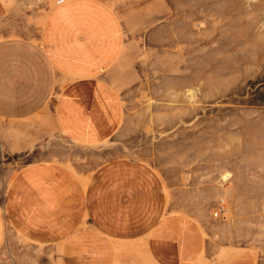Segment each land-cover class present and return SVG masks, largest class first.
I'll return each mask as SVG.
<instances>
[{"label":"crops","instance_id":"obj_1","mask_svg":"<svg viewBox=\"0 0 264 264\" xmlns=\"http://www.w3.org/2000/svg\"><path fill=\"white\" fill-rule=\"evenodd\" d=\"M129 1L0 0V156L40 153L4 191L0 248L8 227L61 264H264L253 246L215 256L209 213L149 161L81 172L55 156L58 137L93 146L121 129L110 71L127 49Z\"/></svg>","mask_w":264,"mask_h":264},{"label":"rangeland","instance_id":"obj_2","mask_svg":"<svg viewBox=\"0 0 264 264\" xmlns=\"http://www.w3.org/2000/svg\"><path fill=\"white\" fill-rule=\"evenodd\" d=\"M120 9L128 44L110 78L125 120L98 145L56 138L55 156L81 172L117 156L145 159L209 213L215 256L251 246L263 256L264 0H132ZM39 155L0 156L2 205L13 175ZM7 237L0 264H61L55 247L8 227Z\"/></svg>","mask_w":264,"mask_h":264}]
</instances>
